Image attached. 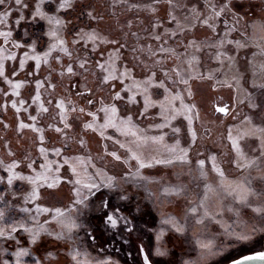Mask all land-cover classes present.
<instances>
[{
  "label": "snow or ice",
  "instance_id": "obj_1",
  "mask_svg": "<svg viewBox=\"0 0 264 264\" xmlns=\"http://www.w3.org/2000/svg\"><path fill=\"white\" fill-rule=\"evenodd\" d=\"M166 2L170 6L171 23L175 25V29L163 28L164 34L170 39L189 30L194 32L195 27L200 23L208 27L218 39L212 42L202 41L198 44L193 38L184 45L185 49L193 50L191 55L187 51L180 54L171 46L161 45L159 53L175 55L177 59H181V63L171 69H160L161 79H157V71H149L147 78L136 80L133 76L134 70H129L125 65L123 71H120L116 66L120 52L108 51L105 53L102 51L101 46L119 44L118 40L105 38L96 29H92L91 25H88L90 30H77L73 43L82 44L86 49L90 47L91 53L103 57L102 62L97 61V67L102 73H106L102 76L103 83L112 86L110 93L112 103L105 106L103 100L93 99L90 90L81 93L90 106L87 110L83 107L77 109L75 106L66 108L64 100L61 99L56 107L61 110L58 115L62 127H56L54 130L63 135L67 141L69 139L67 131L74 126L67 113L78 111L81 114H86L91 118V122L83 123L82 130L98 132L99 138L103 141H113L121 149H126L130 155H126L122 160L121 155L116 151H108L107 143L103 145L105 154L113 157L116 161H122L126 168L120 173L109 174L108 170L97 168L95 164H91L95 171L88 172L84 168L82 172L80 169L84 164V158L67 156L63 164H57L55 169L59 173L60 169L66 165L67 171L71 173L68 182L74 185L73 206L65 211L61 207H42L37 203L43 195L40 188L43 186L46 189H53L57 186L56 182L59 179V176L55 178L49 176L53 168L47 159L46 147H39V153L45 160V163L39 165L43 171L36 170L35 161H30L26 165L34 175H23L14 171L19 167L17 162L4 166L3 170L8 173L6 183L9 187L13 186L14 181H24L30 185V191L23 197L25 206H21L19 209L21 213L25 214L24 217L11 226L0 225V264H26L25 258L32 257L33 250L40 253L42 249L49 264L60 256H64L72 264H118V261L112 258V250L106 248L105 245L111 244L115 248L113 241H118L122 246L126 245L129 243L130 235L134 232L142 231L153 234L154 240L160 241L168 235L169 231L177 234L186 233L189 224H191L202 229L208 228L209 225H215L225 234L233 235L235 228L244 227L241 219L243 209L260 211L257 206L251 203V200L253 198L264 200V189L258 190L257 187L264 185V43H255L257 36L261 41H264V19L258 24L254 22L251 25L252 31L249 35L241 33L239 29V22L243 19L239 13L245 7L242 3H234V0H192L191 3L189 0H166ZM44 3L45 0H39L35 5L32 18L33 20L37 18L46 20L50 26L56 27L50 28L47 33L54 42L49 44L43 56L37 53L35 44L32 46L31 58L35 62L36 73L39 71L42 60L47 62L53 53H64L69 58L71 57L66 40L56 30L60 26H64L65 22L58 16L48 15L42 11ZM47 3L53 4L57 13L74 7V0H61L59 4H56V0H47ZM120 3H125V0H120ZM261 3L264 5V0H261ZM0 6L3 7V11L0 12V25L7 26L13 11L19 13V17L15 21L17 26L25 19L23 11L28 5L23 0H0ZM149 7L151 8V6ZM151 10L155 14L156 9L151 8ZM178 12L183 15L178 16ZM84 15L89 20L95 19L90 11H85ZM229 16H231V20L228 19ZM221 25H223L222 30ZM128 26L130 27V25ZM155 27L160 29L163 25L157 21ZM11 36L10 30L0 31V37L5 38V44L10 42L8 38ZM152 38L162 40L159 32L154 33ZM12 43L15 48L22 46L15 42ZM254 47L259 50L253 51ZM205 48L215 50L212 58L217 64L216 69L209 70L207 78L216 79L219 86L234 89L237 107L246 109L239 125L229 129L227 135L230 147L234 150L229 164L234 165L240 172V176L232 179L226 175L222 161L217 155L210 154L193 159L191 148L182 144V140L186 136L187 143L195 145L197 133L194 123L198 113L194 111L193 105L185 103V96L182 93H175L168 86V82L176 86L183 85L188 96H193L190 82L205 78L202 72L197 71L201 63L197 53L202 52ZM4 53L5 49L0 48V66L3 68L0 73V82L13 90L20 89L21 84L13 83L6 73ZM24 56L27 58L29 53L25 52ZM182 56L187 59H182ZM6 59L14 62L17 57L9 53ZM159 62L165 63L163 59ZM86 63L87 61L80 63L79 67L83 68ZM19 67H24V61H20ZM15 71L16 69L13 68V72ZM67 71L75 74L70 66ZM216 73H220L224 79H218ZM128 80H131L132 83L126 84ZM115 82L121 84V91H115ZM43 86V81H37L35 101H41L39 90ZM157 92L163 97L162 99L153 98ZM125 93H130V95L125 96ZM0 94H3V89H0ZM11 94L19 95L16 91ZM138 97H142V111L139 116L143 118L149 115L151 109H157L152 118L158 119L159 123L142 129L138 127L132 115L126 114L123 118L120 116L117 102L126 100L127 104L136 106L140 103ZM23 103V100L13 101L11 107L16 112H20L21 109L17 105ZM7 107V102L0 106L5 112ZM39 107L44 112L48 111L42 102ZM93 107L95 110H92ZM24 110L27 111V109ZM218 112L227 116L230 109L219 107ZM29 120L33 123L26 124L23 121H18L19 128H33L39 133L38 140L43 145L45 143L43 130L34 127L37 117L29 113ZM169 133L172 137L171 143L167 139ZM115 134L125 138L132 137V143L137 147L149 143L157 145V154L142 155L120 139H114ZM249 139L258 142V146L251 153L245 152L241 147V141ZM78 143L81 148L86 145L83 138ZM65 151H70V145H66L63 150L56 148L54 154L59 157L64 155ZM133 162H135V167ZM0 165H3V161H0ZM157 166L183 169L173 173L175 182L164 188L165 198L158 200L156 194L148 191L146 186L159 183V180L154 176L145 175L143 171L152 170ZM212 173H215L216 180L214 182L209 181ZM185 177L188 179L185 180ZM120 181L124 185H131L146 193L145 200L150 203V206L141 207L138 203H134V198L122 194L124 190ZM4 182L5 177L0 176V183ZM192 188L199 189L196 192L195 201L187 199ZM47 195H56V193L50 192ZM179 200L187 201L183 219L154 211L157 203L164 206L165 203L174 204ZM0 202H5V196L2 194H0ZM29 205H34V210ZM82 210H87L90 213L85 221L87 227L81 223ZM44 216H47L48 219L42 221L41 218ZM4 218L5 211L0 209V221H3ZM53 225L56 227H52ZM81 231L84 232L88 244V250L83 251V255L87 257L84 260L80 259L82 250L78 243ZM46 238H51L58 245L70 243L71 247L48 250L44 247ZM198 243L201 248H206L210 254H214L211 252V244L203 240ZM9 244L12 246L11 252L9 248L5 247ZM136 253L139 257L137 264H159V261L153 260L151 252L145 248L143 243L136 246ZM156 254L163 256L167 253L157 248ZM32 264H41V261L33 259ZM248 264H264V259L249 260Z\"/></svg>",
  "mask_w": 264,
  "mask_h": 264
},
{
  "label": "rangeland",
  "instance_id": "obj_2",
  "mask_svg": "<svg viewBox=\"0 0 264 264\" xmlns=\"http://www.w3.org/2000/svg\"><path fill=\"white\" fill-rule=\"evenodd\" d=\"M28 5L23 11L25 19L17 26L15 21L19 17V13L12 12L11 17L6 25H0V31H11L12 36L9 37V43H4V37H0V48L5 49V68L6 73L10 76L13 83H20V89L13 90L8 85L0 82V89H3V94H0V106L6 102L8 104L6 112L0 108V176L5 177V182L0 183V194L5 196V202H0V209L5 211V218L0 221V225L11 226L17 220L22 219L25 214L19 211L23 204V197L30 191V185L24 181H14L13 186L9 187L6 183L8 173L3 170L13 162H17L19 167L14 169L23 175H34V173L26 167L30 161H35L34 167L37 171H43L39 167L41 163H45L44 157L39 153V147L47 148V159L51 162L53 171L49 173L51 178L59 176L57 186L53 189L40 188L43 194L41 199L37 201L42 207H61L65 211L73 206V197L75 195L74 185L68 182L71 176L70 171H67L65 165L56 172L57 164H63L67 156H79L84 158V164L81 166V171L86 168L88 172H93L95 169L91 164H95L97 168H103L109 171V174L120 173L126 168L122 161H116L113 157L106 155L103 151V145L107 143L108 151H116L121 155L122 160L126 155V149H121L118 144L113 141H103L99 138V133L91 131H83L81 125L86 122H91V118L86 114L77 112H68L67 115L71 117L73 127L67 131V141L64 136L57 133L54 129L62 127L60 116L61 111L56 107V104L63 99L66 108L75 106L77 109L83 107L86 110L90 107L86 98L81 96L82 92L90 90L95 100H103L105 106L112 103L111 88L112 86L104 84L102 73L97 67V61L102 62L103 57L95 53H91L90 47L84 48L82 44H74L73 40L76 38V32L79 29L90 30L96 29L101 35L107 39L118 40L119 44L103 45L102 51L120 52V58L116 62V66L123 71L126 65L129 70H134L133 76L136 80L145 79L148 77L149 71H157V79H161L159 70L162 68L171 69L176 64L181 63V59H177L175 55L169 56L167 54L159 53L161 45L165 47L171 46L176 49L177 53L183 54L185 51L189 55L192 54V49H185L184 45L188 44L193 38L199 44L202 41L212 42L217 40V36L206 26L200 23L195 27L194 32L189 30L182 35H177L174 39H170L165 35L163 28L175 29V25L171 23L169 11L170 6L166 0H125L121 4L120 0H74V7L67 10H61L57 13L53 4L45 3L42 5V11L48 15L58 16L65 22L64 26H60L56 30L60 36L67 42V47L71 52V57L64 53H53L47 62L42 60L38 73L35 72V62L32 60V46L35 44L37 53L43 56L44 51L47 50L52 41L47 33L50 26L46 20L35 19L32 16L35 11V5L39 0H23ZM61 0H56L59 4ZM192 0H189L191 3ZM234 3H242L245 5L240 15L243 17L239 22V29L241 33L251 34V25L260 23L264 19V5L261 0H234ZM138 6V7H136ZM155 8L156 12L153 14L151 8ZM3 7L0 6V12ZM85 11L92 12L95 17L94 20H89L84 15ZM182 16L183 13H177ZM231 20V16L228 17ZM159 21L163 25L162 28L157 29L155 22ZM41 23L45 31L43 33L44 41L39 43L37 37L32 35V25ZM130 25V27L128 26ZM223 25H221V30ZM159 32L162 40H155L152 38L154 33ZM27 33V35H25ZM22 45L20 48H15L13 43ZM256 44L264 43L259 36L255 38ZM258 48H253V51H258ZM215 50L205 48L202 52L197 53L201 63L197 71L202 72L204 79L192 80L190 82L193 96L189 97L185 86H176L168 82V86L175 93H182L185 96V103L194 106V111L198 113L195 119L194 127L197 133L195 145L187 143V137L182 140L185 147L191 148V156L193 159L210 154L217 155L222 161V166L225 169L226 175L229 179L240 176L239 170L234 165L229 164V161L234 155V150L230 147V141L227 139L229 129L239 125L241 118L246 109L238 108L235 102L234 89L222 87L217 84L216 79H208L209 70L217 68V64L213 61V53ZM28 52L29 56L25 58L24 53ZM17 57L16 61H9L6 59L8 54ZM161 59L165 63L159 62ZM182 59H187L183 57ZM20 61H24V67L20 68ZM87 63L83 68L79 67L80 63ZM73 68L74 75L68 73V67ZM13 68L16 69L13 72ZM3 68L0 66V73ZM61 73H63L61 75ZM50 77V80H49ZM218 79H224L220 73H216ZM37 81H43L44 86L39 90L41 101H35L34 95L36 92L35 85ZM132 81H126V84H131ZM115 91H121L122 86L119 82L114 84ZM16 91L19 95H12ZM130 93H125V96ZM154 99L160 100L163 97L157 92ZM23 100V104H18L17 107L21 109L16 112L11 104L13 101ZM140 103L136 106L127 104V101L117 102L119 107V114L123 118L126 114L132 115L137 122L138 127L145 129L150 125L159 123L158 119H153L157 109H151L149 115L141 118L139 113L142 111V97H138ZM43 103L44 108L48 111L44 112L39 107ZM216 107H227L230 109L229 115L225 116L216 110ZM24 109H27L25 111ZM92 110H95L93 107ZM29 113L37 117L34 127H39L43 130L45 136V143L40 144L38 140L39 133L33 128L20 129L18 121L24 123H33L29 120ZM102 115V113H101ZM154 134V133H150ZM235 134V133H234ZM86 141V145L81 148L78 141L81 139ZM114 139H120L125 142L127 146L132 147L134 151H138L142 155L157 154V145L151 143L137 147L132 143V137H120L119 134L114 135ZM168 142H172L171 134L167 136ZM70 145V151H65L64 155L56 156L54 154L56 148H62ZM258 146V142L254 140L241 141V147L245 152L251 153ZM14 154V155H13ZM210 165V161L208 162ZM135 167V162H133ZM180 167H164L157 166L152 170H143L145 175H151L159 180V183L147 185V190L156 194L157 200L164 199V188L169 187L175 182L174 172L182 171ZM74 179V177H73ZM188 178L185 177V180ZM216 180L215 173L209 177L210 182ZM123 187L124 192L130 198H134V203H138L141 207L150 206V203L145 200V194L142 190L136 189L131 185H124L122 181L119 182ZM191 187V186H190ZM258 190L264 189V185H258ZM199 189L192 188L188 196V200L195 201L196 192ZM56 193V195H47V193ZM186 200H179L174 204L165 203L160 206L157 203L154 209L157 213L165 215L171 214L180 219H183L184 207ZM251 203L257 206L260 211H253L245 208L241 212L242 224L244 225L234 229L233 235H227L215 225H209L208 228L202 229L199 226L189 224L188 230L184 234H177L169 231L162 240L155 241L153 234L147 232L137 231L130 235L129 243L121 245L118 241H113L115 248L111 244L105 245L106 248L112 250V258L118 261V264H137L139 257L136 253V246L143 243L151 254L154 261H159V264H230L239 259L248 257L254 254H264V200H257L253 198ZM34 210V205H29ZM90 213L87 210L81 212V223L87 224L85 221ZM48 219L47 216L41 218ZM157 223L159 221L157 220ZM231 223V221H229ZM52 227H56L53 225ZM141 227H144L141 225ZM80 240L82 255L81 260L86 259L83 251L88 250L87 238L83 231L80 232ZM211 244V252L206 248H201L198 241ZM11 252L12 246L5 245ZM45 248L48 250H55L56 248H70V243H63L58 245L51 238H46ZM166 251V255L158 256L156 249ZM63 250V249H61ZM33 256L25 258L26 264H32L33 259H40L41 264H49L45 259L43 249L40 253L35 250L32 252ZM93 255L95 253L93 252ZM51 264H72L70 260L64 256L52 260Z\"/></svg>",
  "mask_w": 264,
  "mask_h": 264
},
{
  "label": "trees",
  "instance_id": "obj_3",
  "mask_svg": "<svg viewBox=\"0 0 264 264\" xmlns=\"http://www.w3.org/2000/svg\"><path fill=\"white\" fill-rule=\"evenodd\" d=\"M31 29L33 30L32 35L35 36V38H38L37 41H39V43L43 42V33L45 31L44 26L41 23H38L36 25H32Z\"/></svg>",
  "mask_w": 264,
  "mask_h": 264
},
{
  "label": "water",
  "instance_id": "obj_4",
  "mask_svg": "<svg viewBox=\"0 0 264 264\" xmlns=\"http://www.w3.org/2000/svg\"><path fill=\"white\" fill-rule=\"evenodd\" d=\"M219 107H216V110L218 111ZM253 259H264V254H254V255H250L248 257L239 259L235 262H232L230 264H248L249 260H253Z\"/></svg>",
  "mask_w": 264,
  "mask_h": 264
}]
</instances>
